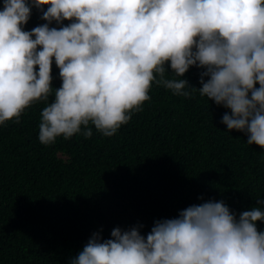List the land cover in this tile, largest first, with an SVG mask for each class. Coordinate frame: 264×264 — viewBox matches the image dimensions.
Listing matches in <instances>:
<instances>
[{"label":"clouds","instance_id":"9594fccd","mask_svg":"<svg viewBox=\"0 0 264 264\" xmlns=\"http://www.w3.org/2000/svg\"><path fill=\"white\" fill-rule=\"evenodd\" d=\"M33 9L43 23L27 31ZM193 67L198 89L184 78ZM153 84L222 106L228 132L264 150V0H2L0 126L43 103L45 146L91 138L90 126L112 137L143 110ZM257 222L264 199L238 215L208 200L147 234L143 225L107 239L94 232L69 264H264Z\"/></svg>","mask_w":264,"mask_h":264},{"label":"trees","instance_id":"16d2710c","mask_svg":"<svg viewBox=\"0 0 264 264\" xmlns=\"http://www.w3.org/2000/svg\"><path fill=\"white\" fill-rule=\"evenodd\" d=\"M41 23L33 9L25 30ZM52 76L59 88L54 64ZM184 78L200 87L195 67ZM149 95L112 137L90 126L91 138L61 136L45 146L43 103L19 124L0 126V264H69L94 232L107 239L116 227L143 225L147 234L193 204L223 200L238 215L264 199V150L228 132V110L156 84Z\"/></svg>","mask_w":264,"mask_h":264}]
</instances>
